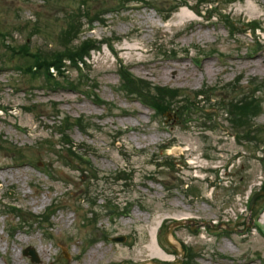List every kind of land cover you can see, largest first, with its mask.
<instances>
[{"label":"rangeland","instance_id":"obj_1","mask_svg":"<svg viewBox=\"0 0 264 264\" xmlns=\"http://www.w3.org/2000/svg\"><path fill=\"white\" fill-rule=\"evenodd\" d=\"M93 1L90 5L95 10L106 11L104 22L94 23L92 29L86 26L81 40L124 37L114 49L134 75L153 84L179 88L187 95L211 87L212 100L198 103L199 110L194 111L197 116L186 122L178 118L166 124L164 116H156L117 89L118 62L107 47L92 53L90 77L91 82L98 84L97 94L120 108L112 112L107 105L70 88L40 89L44 84L41 78L14 70L22 64L20 57L6 59V68L1 67L5 64L0 61V67L4 68H0V102L15 108L12 115H0V133L22 148L28 161L39 164L18 166L12 152L1 150L0 198L3 192L14 189V194L3 201L15 200L35 214L45 212L53 200L62 206L51 220L53 240H48L46 231L26 225L29 220H24L26 224L9 235L4 229L5 208L0 204V264H138L161 260L152 255L154 249L173 255L174 251L162 241L163 228L158 235L160 247L154 243L152 227L158 216L166 218L165 224L187 216L193 220V226L199 227L196 234L190 227L175 232L180 242L192 246L200 255L192 264H264V234L258 227L253 226L255 229L246 233L215 234L222 223L243 228L248 215L245 206L249 189L264 178V147L254 154L248 145L239 144L232 130L227 129L231 123L219 102L227 101L226 95H233L224 91L226 84L237 77L264 79V53H252L253 47L258 46L257 38L244 32V28L232 37L225 24L216 18L209 19L196 0H183L189 7H177L178 11L167 22L162 18L164 11L170 5L178 6L171 0H155L164 10L162 15L143 6L119 12L118 0ZM79 2L0 0V30L8 32L12 45L19 47L28 42L32 50L41 47L51 51L60 47L57 34L66 26L68 12ZM190 7L199 9L205 17H199ZM181 10L191 12V18L180 21L176 15ZM226 12L236 19L261 23L264 0L230 4ZM260 35L264 40V32ZM170 49L176 50L177 55L164 53ZM4 52L9 54V49L0 40V55ZM196 54H202L199 64L194 61ZM70 78L76 79L77 71L71 70ZM246 84V80L241 83ZM26 91L32 92V103L40 107L35 113L24 108L30 103ZM55 104L62 116L91 119L89 134L75 127L71 137L80 154L86 153L81 148L87 149L95 167L108 178L107 182L99 181V192L119 203L123 213L119 217L100 214L99 227L110 240L103 239L84 252L86 239L94 236L91 227L83 224L84 211H76L73 204L81 197L75 192L82 186L77 178L79 173L72 169L78 165L68 162V154L65 160L56 153L60 139L53 134V123L47 119L55 113L51 107ZM262 108V114L255 119L259 125H264V102ZM207 113L213 114L216 128L203 126ZM50 135H53L51 145L38 143ZM124 169L131 171L133 177L125 180L123 174L122 179L116 180L113 175L119 174L115 172ZM149 175L155 179H148ZM95 187L96 183L92 188ZM130 201L133 206L128 207L126 203ZM99 202L100 207L105 205V201ZM258 207L262 210L258 226H264V203ZM9 219L14 218L10 215ZM206 221L217 223L214 225L217 227H201ZM121 235L126 236L124 242L111 241V237ZM95 238L102 239L100 233ZM151 245L155 246L152 251L148 247ZM29 246L37 252L38 263L23 255ZM184 258L180 264H187L188 259Z\"/></svg>","mask_w":264,"mask_h":264},{"label":"trees","instance_id":"obj_2","mask_svg":"<svg viewBox=\"0 0 264 264\" xmlns=\"http://www.w3.org/2000/svg\"><path fill=\"white\" fill-rule=\"evenodd\" d=\"M211 3H215L214 0H210ZM85 4V2L83 3ZM78 17H72L71 18V22L69 25V29L67 31L64 32L63 34V43H64V51L63 52H59L56 51L54 53H52L53 55L50 57H39V62L40 64H37L39 67H44L45 71H48L49 65L51 64H55L58 67V63H60L62 60L63 56H68L71 57L72 59H75V56H73L72 54L79 48L78 46H74L71 45L72 41L78 37V33L81 30V17L82 14L77 15ZM80 16V17H79ZM60 53V56H59ZM59 57L60 60H57V58ZM32 68L30 67V70ZM132 87H126L128 89V91H130L131 93H137L138 96H140L143 100H145L146 102H158L159 100L161 101L162 105H164V101L163 99H161V97L167 95V94H174V91L172 90H162V89H157L158 93L157 95H153L152 93H150L149 91H146L144 89V91H139L136 89L134 83H130V85ZM231 107L233 109V118H232V122L233 124H235L236 126H241L243 121L249 120L252 116L256 115L259 111H260V104L259 102L254 99V100H249V99H243L242 101H237L236 103H232ZM236 112H235V111ZM248 124V123H247Z\"/></svg>","mask_w":264,"mask_h":264},{"label":"bare ground","instance_id":"obj_3","mask_svg":"<svg viewBox=\"0 0 264 264\" xmlns=\"http://www.w3.org/2000/svg\"><path fill=\"white\" fill-rule=\"evenodd\" d=\"M191 13V12H190ZM187 10H181L177 13L176 17L182 21V20H186V19H189L191 18V14H190ZM161 220L162 218L160 216L157 217V222H156V225L154 227H152V233L153 235H157L158 231H159V227H160V223H161ZM149 249L152 251V249L155 248L154 245H151V246H148ZM154 257H159L160 259L162 260H165V261H169L171 259L174 258V256L172 255H167L166 253H160L158 251H156L154 249V252L152 254Z\"/></svg>","mask_w":264,"mask_h":264},{"label":"water","instance_id":"obj_4","mask_svg":"<svg viewBox=\"0 0 264 264\" xmlns=\"http://www.w3.org/2000/svg\"><path fill=\"white\" fill-rule=\"evenodd\" d=\"M174 226H175V224H174L173 226H171L170 231H171V229H172ZM26 253H28V251H26ZM29 253L32 255L33 260H37L36 255H35V253H34L33 250H30Z\"/></svg>","mask_w":264,"mask_h":264}]
</instances>
